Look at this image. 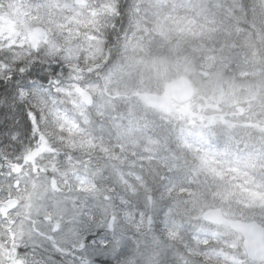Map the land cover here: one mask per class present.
I'll return each instance as SVG.
<instances>
[{
	"label": "snow or ice",
	"instance_id": "1",
	"mask_svg": "<svg viewBox=\"0 0 264 264\" xmlns=\"http://www.w3.org/2000/svg\"><path fill=\"white\" fill-rule=\"evenodd\" d=\"M157 4L0 0V264H264V139L149 119L120 86L142 17L226 31L228 70L264 71V0Z\"/></svg>",
	"mask_w": 264,
	"mask_h": 264
},
{
	"label": "trees",
	"instance_id": "2",
	"mask_svg": "<svg viewBox=\"0 0 264 264\" xmlns=\"http://www.w3.org/2000/svg\"><path fill=\"white\" fill-rule=\"evenodd\" d=\"M180 2L181 0H179V4ZM169 5H173L170 0ZM175 6L179 7L178 4ZM153 19L149 18V20ZM181 19L179 16H175L169 21L180 25ZM141 21L142 26L138 25L136 19L131 21L136 30L133 32L131 40L126 42L124 53L127 72L120 86L128 104L135 100L137 92H160L164 84L171 78L182 76L183 68L186 66L183 62L190 60L193 61L191 67L207 73L206 81L211 80L214 84L222 87L224 93L230 97V101L226 102V105L233 109L234 105L239 103L244 106L245 114H248L249 118L251 116V119L256 122L263 121L260 114L264 116V71L258 66L257 60L252 57L247 58V71L249 73L247 76H241L238 72L228 70V65L233 61L231 44L235 40V36H230L226 31H217L204 40L202 28H196L190 20L191 27L182 29L186 30L188 34H179L182 30L180 32L174 31L171 32L168 41L163 42L158 37L159 33L163 31L149 23L148 31L145 32L142 30L145 20L142 18ZM184 21L186 20L184 19ZM194 33H198L199 38L197 40L192 38ZM181 37L183 40L179 39ZM132 44L136 48H132ZM131 48L132 54L129 52ZM128 54L131 56H127ZM241 60H244L243 56ZM213 61L215 62L213 63ZM214 89L215 87L212 86L210 91ZM196 94H198V90ZM212 94L213 92L206 94V96L211 98ZM144 115L146 112H142L141 116ZM153 116L147 117L157 120ZM229 121L236 122V118L234 117V120ZM262 125L255 124L254 129L262 128ZM250 128L253 127H250L249 122L248 125H244V128L239 127L237 135H235L234 130H231V133L237 138H254L255 132L250 131ZM217 130L225 131L226 134L228 132L226 126ZM239 147L243 148L244 144H240Z\"/></svg>",
	"mask_w": 264,
	"mask_h": 264
},
{
	"label": "rangeland",
	"instance_id": "3",
	"mask_svg": "<svg viewBox=\"0 0 264 264\" xmlns=\"http://www.w3.org/2000/svg\"><path fill=\"white\" fill-rule=\"evenodd\" d=\"M172 4H179V0H170ZM181 3V2H180ZM158 5V4H157ZM181 19L182 23L179 25L178 23H171L169 20H163L162 22H157L160 23V26L158 27L161 31L158 37L159 39H162L163 42L168 41L171 32L173 33L174 31L180 32L182 29H186L187 27H191L190 25V20ZM180 22V21H179ZM193 25L196 26V28H200L201 26L198 23H193ZM5 27L10 29L11 25L10 24H5ZM192 30V29H191ZM203 33V39L205 40L206 38H209L212 35V32H208L204 29H201ZM179 34H188L186 33V30H182ZM215 34V33H213ZM192 38L197 40L198 33L192 34ZM179 39H182L179 38ZM183 40V39H182ZM140 46V45H139ZM132 48H135V46L132 44ZM132 48L130 49V53L132 54L133 51ZM157 48V47H156ZM127 56H131L128 54ZM150 61V60H149ZM215 61H213L214 63ZM193 61L187 60L185 61V64L190 65L192 64ZM191 66V65H190ZM191 70L189 67H185L186 70ZM191 84L197 86L200 89L198 90V94L195 96L190 97V102L188 104V108L193 111V116L192 117H186L182 115H176V123H179L181 126L184 127H189L191 124L194 122L196 125H199L201 123H214L217 126V129H223L224 127L221 126H226L228 130H234L235 135H237V131L239 127L244 128V125H248L250 122V131H254V138L257 140L264 139V116L260 114V117L263 119V121H254L251 119V116L249 118L248 114L246 113V110L244 109V106H241V104L237 103L238 106L233 107L231 109L229 105H226V102L230 101V97H228L227 94L224 93L222 87H219L218 84H214L211 80H205V77H203V73L199 72H193L191 75H188L186 77ZM197 84V85H196ZM193 85V86H194ZM214 86L215 89L210 91L211 87ZM201 87H204L201 89ZM213 92L211 98H208L206 94H209ZM136 93V92H135ZM228 97V98H227ZM138 99L135 98L134 101L129 102V106L133 107V109H138L142 106V104L139 102L137 103ZM194 101V103L192 102ZM160 110H163V112L168 111L167 107L165 104H160L158 107ZM264 114V110H263ZM161 115V114H160ZM234 117L236 118V122H230L229 120H234ZM249 120H245V119ZM255 124H263L262 128H257L256 130L254 129Z\"/></svg>",
	"mask_w": 264,
	"mask_h": 264
},
{
	"label": "water",
	"instance_id": "4",
	"mask_svg": "<svg viewBox=\"0 0 264 264\" xmlns=\"http://www.w3.org/2000/svg\"><path fill=\"white\" fill-rule=\"evenodd\" d=\"M167 92L171 95V98L176 97L178 99H184L191 93V87L185 80H177L174 81L167 86ZM147 103L150 105L157 104V97H153L150 95H145L143 97ZM186 110L185 112H187Z\"/></svg>",
	"mask_w": 264,
	"mask_h": 264
},
{
	"label": "clouds",
	"instance_id": "5",
	"mask_svg": "<svg viewBox=\"0 0 264 264\" xmlns=\"http://www.w3.org/2000/svg\"><path fill=\"white\" fill-rule=\"evenodd\" d=\"M190 102V98L189 99H176L174 101V104L176 106L177 111H186L188 104ZM194 103V101H192ZM137 103H139V101H137Z\"/></svg>",
	"mask_w": 264,
	"mask_h": 264
}]
</instances>
